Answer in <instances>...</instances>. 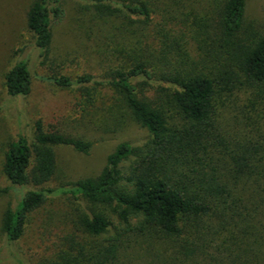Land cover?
Masks as SVG:
<instances>
[{
  "label": "trees",
  "instance_id": "16d2710c",
  "mask_svg": "<svg viewBox=\"0 0 264 264\" xmlns=\"http://www.w3.org/2000/svg\"><path fill=\"white\" fill-rule=\"evenodd\" d=\"M105 2L91 1L102 17L124 11L152 22L148 3ZM246 8L247 0H217L194 21L191 37L161 26L143 48L119 52L121 64L103 75L47 77L80 94L82 113L101 102L116 121L128 116L150 138L119 144L98 176L44 189L58 170L55 147L89 154L93 142L38 120L33 138L19 134L5 154L12 186L35 187L5 211L7 240L21 239L29 216L58 192L85 203L88 211L79 208L74 219L80 232L104 237L117 229L113 217L124 229L102 243L69 239L58 260L38 264H122L128 233L149 242L154 264H264V24L248 26ZM63 16L62 0H33L29 7L27 28L44 57ZM4 83L9 96H28L27 62L17 61ZM104 89L112 93L110 107L102 102ZM8 191L0 188V195Z\"/></svg>",
  "mask_w": 264,
  "mask_h": 264
},
{
  "label": "rangeland",
  "instance_id": "374dc122",
  "mask_svg": "<svg viewBox=\"0 0 264 264\" xmlns=\"http://www.w3.org/2000/svg\"><path fill=\"white\" fill-rule=\"evenodd\" d=\"M33 0H0V188L10 191L0 195V264H38L58 260L69 246V239L79 243L104 242L116 237L124 226L112 218L115 226L101 238L80 232L74 224L76 211L85 203L55 192L45 205L28 218L25 233L9 242L2 232V219L8 208H15L31 185L14 187L3 172L9 144L24 134L34 136L35 123L42 120L46 128L58 129L93 142L89 154L68 146L55 147L58 170L44 189L58 190L82 178L98 176L108 156L121 143L140 146L150 138L147 129L125 116L116 121L101 102L92 113L84 114L79 105L83 98L74 89H62L45 80L52 76L76 78L92 73L103 75L120 65L119 52L143 48L151 40L152 31L163 26L179 37L190 36L193 23L212 11L217 0H136L153 9L150 25L128 17L122 11L112 17L100 16L92 0H62L64 16L53 25V40L47 57L36 47L27 28L26 15ZM116 0H106L105 5ZM246 22L264 24V0H247ZM192 42L190 45H193ZM27 62L32 75L31 93L11 97L5 88V74L17 61ZM110 91H101L102 102L110 107ZM97 102V101H96ZM102 108L105 111H102ZM66 188V187H65ZM122 264H154L149 242L133 233L122 237Z\"/></svg>",
  "mask_w": 264,
  "mask_h": 264
}]
</instances>
